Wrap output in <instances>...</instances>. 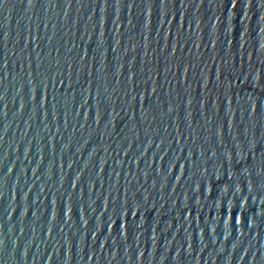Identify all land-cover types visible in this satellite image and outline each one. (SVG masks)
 <instances>
[{
  "label": "water",
  "instance_id": "95a60500",
  "mask_svg": "<svg viewBox=\"0 0 264 264\" xmlns=\"http://www.w3.org/2000/svg\"><path fill=\"white\" fill-rule=\"evenodd\" d=\"M0 264H264V0H0Z\"/></svg>",
  "mask_w": 264,
  "mask_h": 264
},
{
  "label": "clouds",
  "instance_id": "9594fccd",
  "mask_svg": "<svg viewBox=\"0 0 264 264\" xmlns=\"http://www.w3.org/2000/svg\"><path fill=\"white\" fill-rule=\"evenodd\" d=\"M237 191H239V189H237ZM229 205H231V202H229ZM217 207H219V204L217 205ZM240 222H241V221H240V217L238 216V217L236 218V223H237V225H239ZM228 224H229V221L226 220L225 223H224V227H225V229L228 228Z\"/></svg>",
  "mask_w": 264,
  "mask_h": 264
}]
</instances>
